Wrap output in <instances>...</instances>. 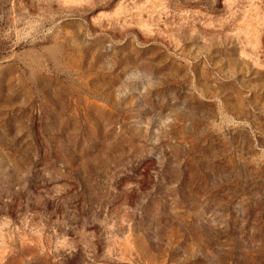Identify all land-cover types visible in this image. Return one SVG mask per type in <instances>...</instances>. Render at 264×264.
<instances>
[{
	"label": "rangeland",
	"instance_id": "1",
	"mask_svg": "<svg viewBox=\"0 0 264 264\" xmlns=\"http://www.w3.org/2000/svg\"><path fill=\"white\" fill-rule=\"evenodd\" d=\"M0 264H264V0H0Z\"/></svg>",
	"mask_w": 264,
	"mask_h": 264
}]
</instances>
